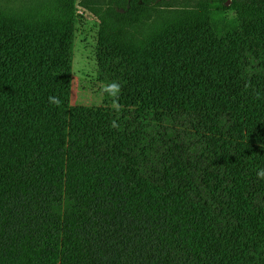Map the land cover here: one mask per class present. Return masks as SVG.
Returning a JSON list of instances; mask_svg holds the SVG:
<instances>
[{
  "label": "trees",
  "instance_id": "obj_1",
  "mask_svg": "<svg viewBox=\"0 0 264 264\" xmlns=\"http://www.w3.org/2000/svg\"><path fill=\"white\" fill-rule=\"evenodd\" d=\"M78 3L90 105L75 1L0 0V264H264V0Z\"/></svg>",
  "mask_w": 264,
  "mask_h": 264
},
{
  "label": "rangeland",
  "instance_id": "obj_2",
  "mask_svg": "<svg viewBox=\"0 0 264 264\" xmlns=\"http://www.w3.org/2000/svg\"><path fill=\"white\" fill-rule=\"evenodd\" d=\"M75 1L74 31L70 65V103L90 105L98 103L100 97L94 95L90 82L95 80L94 58L95 35L98 20L95 15ZM104 1V0H101ZM181 0H148L150 5L170 4ZM92 85V84H91Z\"/></svg>",
  "mask_w": 264,
  "mask_h": 264
},
{
  "label": "clouds",
  "instance_id": "obj_3",
  "mask_svg": "<svg viewBox=\"0 0 264 264\" xmlns=\"http://www.w3.org/2000/svg\"><path fill=\"white\" fill-rule=\"evenodd\" d=\"M108 90L110 91V94L115 95L119 91V85L117 83H112L107 86ZM50 99H55V98H50ZM259 177L264 178V169H262L260 172L257 174Z\"/></svg>",
  "mask_w": 264,
  "mask_h": 264
}]
</instances>
